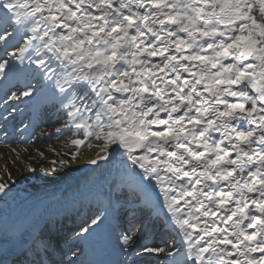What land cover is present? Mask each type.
Instances as JSON below:
<instances>
[{"label": "snow or ice", "instance_id": "obj_1", "mask_svg": "<svg viewBox=\"0 0 264 264\" xmlns=\"http://www.w3.org/2000/svg\"><path fill=\"white\" fill-rule=\"evenodd\" d=\"M0 46L9 99L47 90L158 182L181 243L145 253L264 264V0H0Z\"/></svg>", "mask_w": 264, "mask_h": 264}, {"label": "bare ground", "instance_id": "obj_2", "mask_svg": "<svg viewBox=\"0 0 264 264\" xmlns=\"http://www.w3.org/2000/svg\"><path fill=\"white\" fill-rule=\"evenodd\" d=\"M5 82L0 81L1 94L7 90L16 92L20 87L17 81ZM0 104L8 108L5 120L15 117L23 122L25 132H19L20 135L33 133L26 145L22 138L18 145L0 146V183L8 185L7 195L0 193V216L35 199L47 202L34 211L29 220V245L41 242L47 247L65 241L72 247V257L87 258L90 253L108 249L120 264H155L150 259L162 264L163 253L139 250L167 242L181 243L178 230L171 225L158 182L136 175L142 170L132 171L122 146L109 145L103 151V141L96 139L87 145L86 138L76 129L66 127L70 118L47 90L35 99L8 98ZM17 107L18 111H12ZM40 123L45 127H38ZM76 139L83 140L84 144H74ZM93 160L96 163H92ZM101 213L105 221L108 220L107 225L104 221L94 231L81 234L82 229ZM86 217L88 224L84 225ZM156 221L159 225L150 232V224ZM126 228L133 230L128 232ZM126 232L134 237V243L127 248L122 239ZM144 257L149 260L145 262ZM8 260L13 264L18 261L8 258L3 264H8Z\"/></svg>", "mask_w": 264, "mask_h": 264}, {"label": "rangeland", "instance_id": "obj_3", "mask_svg": "<svg viewBox=\"0 0 264 264\" xmlns=\"http://www.w3.org/2000/svg\"><path fill=\"white\" fill-rule=\"evenodd\" d=\"M21 98L25 99V98H27V97H21ZM42 127H45V125H43ZM42 127L40 126V128H42ZM46 127H47V126H46ZM40 128H38L37 130H40ZM37 130H36V131H37ZM82 137L86 138V140H87V145L93 143V141L95 140V139L92 138V137H85V136H82ZM87 145H86V146H87ZM82 149L85 150L86 147H85V148H82ZM82 149H81V150H82ZM133 213H136V212L133 211ZM167 241H169V239H168ZM167 243H168V242H167ZM142 252H144L143 249H142ZM144 258H145V257H144ZM144 260H145V262H146V261L149 260V258H148V259H144ZM144 260H143V261H144ZM152 260H153V259H150V261H152ZM153 261H154V260H153ZM153 263H155V264H160V262H158V261H157V262L155 261V262H153ZM143 264H145V263L143 262ZM147 264H152V263H151V262H149V263L147 262Z\"/></svg>", "mask_w": 264, "mask_h": 264}]
</instances>
